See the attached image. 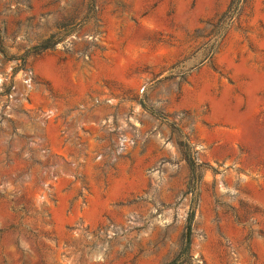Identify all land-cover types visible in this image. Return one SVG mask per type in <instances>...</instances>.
Segmentation results:
<instances>
[{"label":"rangeland","instance_id":"rangeland-1","mask_svg":"<svg viewBox=\"0 0 264 264\" xmlns=\"http://www.w3.org/2000/svg\"><path fill=\"white\" fill-rule=\"evenodd\" d=\"M0 264H264V0H0Z\"/></svg>","mask_w":264,"mask_h":264},{"label":"trees","instance_id":"trees-1","mask_svg":"<svg viewBox=\"0 0 264 264\" xmlns=\"http://www.w3.org/2000/svg\"><path fill=\"white\" fill-rule=\"evenodd\" d=\"M46 46H43L41 48L42 49H45ZM192 219H193V213H190L187 217V220H186V233H185V239H186V244L189 243V238H190V234H191V222H192Z\"/></svg>","mask_w":264,"mask_h":264}]
</instances>
